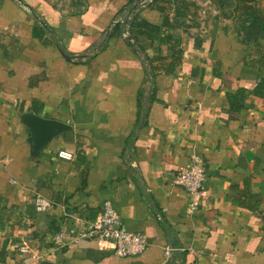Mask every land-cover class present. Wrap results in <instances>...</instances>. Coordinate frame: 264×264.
<instances>
[{"label":"crops","instance_id":"0c3cea01","mask_svg":"<svg viewBox=\"0 0 264 264\" xmlns=\"http://www.w3.org/2000/svg\"><path fill=\"white\" fill-rule=\"evenodd\" d=\"M26 112L70 129L35 151ZM105 201L141 254L54 246ZM43 260L264 264V0H0V264Z\"/></svg>","mask_w":264,"mask_h":264},{"label":"built area","instance_id":"2783aa9c","mask_svg":"<svg viewBox=\"0 0 264 264\" xmlns=\"http://www.w3.org/2000/svg\"><path fill=\"white\" fill-rule=\"evenodd\" d=\"M127 37V34L125 33ZM59 155L70 158L71 153L60 151ZM205 166L203 160L197 155L177 172L174 183L181 186L189 198V208L194 211L198 208L199 200L204 189ZM35 210L42 212L50 208L48 199L36 194L33 199ZM82 240L108 242L114 254L121 257L141 254L148 246V239L141 232L128 230L121 217L109 201H105L97 211L95 218L85 222L80 228H64L56 232L52 242L56 248H64ZM171 249L166 250L170 253Z\"/></svg>","mask_w":264,"mask_h":264},{"label":"water","instance_id":"95a60500","mask_svg":"<svg viewBox=\"0 0 264 264\" xmlns=\"http://www.w3.org/2000/svg\"><path fill=\"white\" fill-rule=\"evenodd\" d=\"M21 122L29 130V140L35 151L46 146L58 134L70 129L64 122L41 116L33 112H26L21 116ZM39 264H53L48 260H43Z\"/></svg>","mask_w":264,"mask_h":264},{"label":"trees","instance_id":"16d2710c","mask_svg":"<svg viewBox=\"0 0 264 264\" xmlns=\"http://www.w3.org/2000/svg\"><path fill=\"white\" fill-rule=\"evenodd\" d=\"M248 31V33H250V32H253V31H255V29H249V30H247Z\"/></svg>","mask_w":264,"mask_h":264}]
</instances>
